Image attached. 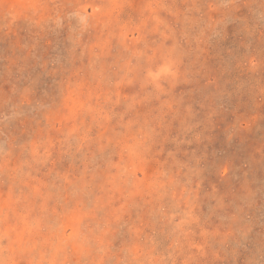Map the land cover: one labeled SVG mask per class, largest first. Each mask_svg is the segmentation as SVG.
Returning <instances> with one entry per match:
<instances>
[{"label":"rangeland","instance_id":"374dc122","mask_svg":"<svg viewBox=\"0 0 264 264\" xmlns=\"http://www.w3.org/2000/svg\"><path fill=\"white\" fill-rule=\"evenodd\" d=\"M0 264H264V0H0Z\"/></svg>","mask_w":264,"mask_h":264}]
</instances>
